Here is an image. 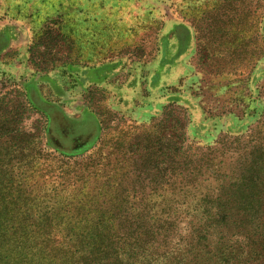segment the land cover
<instances>
[{"label": "rangeland", "instance_id": "obj_1", "mask_svg": "<svg viewBox=\"0 0 264 264\" xmlns=\"http://www.w3.org/2000/svg\"><path fill=\"white\" fill-rule=\"evenodd\" d=\"M261 115L264 0H0L1 202L29 191L36 156L122 151V183L148 186L144 200L158 214L174 198L181 135L189 160L202 163L205 148L254 128ZM84 131L88 138L78 137ZM239 149L221 159L222 182L198 176L209 201L191 196V231L175 240L190 250L204 236L218 263L264 264V166L252 174L261 213L194 232L245 168Z\"/></svg>", "mask_w": 264, "mask_h": 264}, {"label": "trees", "instance_id": "obj_2", "mask_svg": "<svg viewBox=\"0 0 264 264\" xmlns=\"http://www.w3.org/2000/svg\"><path fill=\"white\" fill-rule=\"evenodd\" d=\"M181 137L176 149L174 198L163 201L158 214L150 213L156 204L144 200L148 186L122 183V151L98 152L85 160L36 156L29 191L20 190L16 198L5 202L1 201L6 193L0 195V264H178L181 257H191L195 264H221L204 236L190 250L182 245L183 239L175 237L191 231V222L186 220L191 196H203V203L209 201L210 195L199 189L198 176L202 182H222L221 159L227 151L240 150L241 145L247 152L245 168L238 178L229 180V187H221L225 199H213L218 202L216 215H205L202 228L194 232L201 234L212 225L224 228L233 215L237 220V212L243 216L261 213L260 200L251 193L261 182L252 174L264 166V115L247 132L235 136L227 132L214 147L205 148L208 153L202 163L189 160ZM114 155L120 156L115 162L110 160ZM191 163L197 172L192 181ZM201 169L207 173L206 179ZM172 251L180 254L173 257ZM243 262L231 260L230 264H247Z\"/></svg>", "mask_w": 264, "mask_h": 264}, {"label": "flooded vegetation", "instance_id": "obj_3", "mask_svg": "<svg viewBox=\"0 0 264 264\" xmlns=\"http://www.w3.org/2000/svg\"><path fill=\"white\" fill-rule=\"evenodd\" d=\"M90 135V134H89ZM88 134H87V132L86 131H84V132H82V134L80 135V136H78V137H84L85 139L86 138H88V136H89ZM78 139H80V138H76V139H72L71 140V142H75V143H78Z\"/></svg>", "mask_w": 264, "mask_h": 264}]
</instances>
